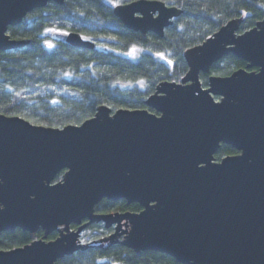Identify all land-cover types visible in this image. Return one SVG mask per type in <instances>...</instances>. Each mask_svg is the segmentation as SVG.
I'll return each mask as SVG.
<instances>
[{"label": "water", "instance_id": "95a60500", "mask_svg": "<svg viewBox=\"0 0 264 264\" xmlns=\"http://www.w3.org/2000/svg\"><path fill=\"white\" fill-rule=\"evenodd\" d=\"M64 1L0 0V50L26 45L10 28ZM113 12L128 29L160 37L182 14L160 0L117 4ZM239 23L187 50V75L162 82L147 108L102 106L63 128L0 112V235L44 231L24 246L0 249V264H57L85 247L79 236L86 225H70L87 217L116 226L101 243L135 253L157 251L182 264H264V19L243 33ZM64 39L96 46L76 32ZM230 53L247 67L212 75L203 86L200 73ZM223 144L237 153L217 160ZM103 199L142 210L93 214ZM55 231L59 236L48 240Z\"/></svg>", "mask_w": 264, "mask_h": 264}, {"label": "trees", "instance_id": "16d2710c", "mask_svg": "<svg viewBox=\"0 0 264 264\" xmlns=\"http://www.w3.org/2000/svg\"><path fill=\"white\" fill-rule=\"evenodd\" d=\"M132 1L50 2L11 27L12 38L28 42L16 50H0V112L63 128L82 124L102 106L112 112L147 108L145 101L162 82H181L187 75V50L203 44L232 20H240L238 33H243L264 19V0H160L182 10L160 37L128 29L114 15L115 5ZM70 32L95 41V48L70 45L64 39ZM247 64L230 53L215 62L209 72H201L200 80L208 87L210 76H227ZM235 153L223 144L216 157L221 160ZM63 175L64 171L58 173L54 182L61 181ZM114 206L112 200L103 199L96 208L103 211ZM116 206L127 208L125 202ZM139 208L137 203L129 207ZM43 235L42 231H6L0 235V249L24 246ZM57 264L182 263L157 251L135 253L115 245L106 251L84 247Z\"/></svg>", "mask_w": 264, "mask_h": 264}, {"label": "flooded vegetation", "instance_id": "af4514ba", "mask_svg": "<svg viewBox=\"0 0 264 264\" xmlns=\"http://www.w3.org/2000/svg\"><path fill=\"white\" fill-rule=\"evenodd\" d=\"M112 202H113V204H115V206L113 208H111V210L97 211V208H96V209H94L93 214H95V212L96 213H112V212H127V211L140 212L142 210V207L141 206H140L141 208H139L137 210L136 209H134V210L133 209H129V207L131 206V204L129 205L127 203V201L126 200H123V199L122 200H118V201H112ZM119 202L120 203L121 202H125V205H126L127 208L121 209V207L116 206V204L119 203ZM84 225H86V226H84ZM81 226H84V228L82 229V231L80 233L79 242L83 246H85V248H87V249H95V248H97V249L106 251V250L110 249L111 247H114L115 245H121L120 243L111 244L110 241L101 243V240L102 239L109 237L111 234H113L115 232V227L116 226H112L110 228H107L105 226V223L104 222H96V223H95V221L94 222H91V219L87 217V218H85V219L82 220L81 224H74V223H72L70 225V229H71V231H76ZM124 228H125V226H124ZM39 231H42L44 233L43 230H39ZM124 235H122L119 239L122 240L123 237H124ZM58 236H59V232L55 231L52 234H50L47 239L48 240H54Z\"/></svg>", "mask_w": 264, "mask_h": 264}, {"label": "bare ground", "instance_id": "6f19581e", "mask_svg": "<svg viewBox=\"0 0 264 264\" xmlns=\"http://www.w3.org/2000/svg\"><path fill=\"white\" fill-rule=\"evenodd\" d=\"M30 233V232H29ZM37 233V232H36ZM180 263V262H179Z\"/></svg>", "mask_w": 264, "mask_h": 264}, {"label": "rangeland", "instance_id": "374dc122", "mask_svg": "<svg viewBox=\"0 0 264 264\" xmlns=\"http://www.w3.org/2000/svg\"><path fill=\"white\" fill-rule=\"evenodd\" d=\"M219 98V97H218Z\"/></svg>", "mask_w": 264, "mask_h": 264}]
</instances>
